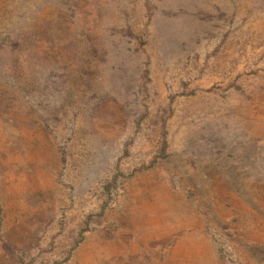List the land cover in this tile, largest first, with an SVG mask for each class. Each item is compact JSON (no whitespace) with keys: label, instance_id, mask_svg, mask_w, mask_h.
Instances as JSON below:
<instances>
[{"label":"rangeland","instance_id":"obj_1","mask_svg":"<svg viewBox=\"0 0 264 264\" xmlns=\"http://www.w3.org/2000/svg\"><path fill=\"white\" fill-rule=\"evenodd\" d=\"M0 264H264V0H0Z\"/></svg>","mask_w":264,"mask_h":264}]
</instances>
